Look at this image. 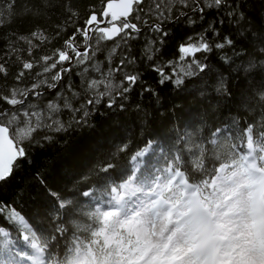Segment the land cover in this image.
Masks as SVG:
<instances>
[{"label": "snow or ice", "instance_id": "snow-or-ice-1", "mask_svg": "<svg viewBox=\"0 0 264 264\" xmlns=\"http://www.w3.org/2000/svg\"><path fill=\"white\" fill-rule=\"evenodd\" d=\"M4 3L7 8L0 11V20L12 12L15 0H4ZM144 3L145 0H107L100 13L101 19L93 11L86 15L82 25L77 26L73 19L77 13L61 0L60 8L68 16L63 23L56 24L50 35L46 34L45 28L33 31L31 38L23 35L17 37V40L25 41L29 45L28 55L32 56L33 48L45 43L52 44L68 27L73 28V32L63 40L61 47L52 49L49 54L33 57L32 60H21V69L13 77L17 84L7 93H0V101L15 109L11 112L7 109L0 111V182L9 181L14 165L17 169L22 167L17 163L18 160L27 161L29 154L24 146L25 141L43 147L34 133L43 132L45 129L67 133L76 127H83L88 124L92 110L101 104L108 109H113L114 106L121 110L124 108L122 103L117 104V99H127L126 94L140 81L139 72L124 71L128 65L136 62V57L131 55L129 40L137 39L141 33V27L131 22L129 17L134 12H143L144 9L139 6ZM175 3L190 8L192 12H199L201 19L204 18L206 8H215L218 12L223 9L229 24L239 23L244 18L243 13H240L235 20L231 19L237 16L238 6H233L230 0H205L204 7L197 0H191V3L188 0H167V3L165 0H153V4L149 5V12H155L157 22L149 25V30L156 35L147 41L142 59L152 61L154 55L160 51L156 47L157 42L161 46L165 43L164 37L168 36V32L162 25L172 19V6ZM50 4L51 0H40V4L32 6L38 11L26 9V12L29 15H43L44 9ZM2 7L3 4H0V8ZM180 15L187 13L181 12ZM134 19L140 20L141 17L137 14ZM188 22L192 24L195 21L189 17ZM218 22L223 25L225 18ZM102 24L106 26L101 27ZM209 34L212 37L220 36V29L209 23L207 28L196 34L195 40L190 36L187 42L179 45L181 60L192 58L183 69L185 75L206 73L209 69L210 65L203 62L208 57L204 56L201 60L197 58V53L210 54L214 49L222 51L225 48L235 52L234 46L238 42L243 43V39L236 41L230 36L213 41ZM240 36L243 38L244 33L241 32ZM78 37L81 39L78 40ZM34 39L40 44H33ZM107 41L116 43L108 48L105 56L107 71H102L101 64L95 57L102 50L101 45ZM16 42L9 40L8 50L24 51L14 47ZM121 47L125 48V52L119 54L118 64L113 65V58ZM259 51L264 55V48ZM219 58L222 63L231 60L227 53ZM6 64L7 60L0 63V74L5 80L9 75ZM261 64H264V59ZM255 67L253 61L249 60L246 66L237 65L234 70L247 74ZM34 68L37 69L35 72ZM74 68L77 69L75 74L81 77L79 86L71 82ZM90 70L99 73V76L89 78ZM232 70L227 69L229 72ZM152 71L158 73L160 85L173 81L174 77L176 86L184 83L182 76L165 73L160 64L152 65ZM26 73L34 82L30 86L21 87L20 82L26 77ZM115 73H121L122 79L119 83L114 82ZM42 87L48 89L53 96L46 104V112L36 104L27 103L29 94L33 98L44 96L39 91ZM218 90L225 97L232 95L223 76ZM143 92L154 94L150 87H142ZM259 100L264 102V91L259 93ZM17 105L24 106L23 110L17 109ZM65 110L71 113L69 121L58 118V114ZM4 117H9L7 124ZM13 123L20 127L10 137V126ZM219 132L220 129L215 128L211 136L216 137ZM234 136L237 140L246 137L247 151H240V145L227 142L226 150L219 155L214 153L216 159L222 162L210 174V179L191 183L181 167L184 157L176 155L163 170L166 173L164 178H155V187L147 193L148 198L132 209L126 206L124 196L119 193L121 190H127L131 194L137 191L134 184L138 179V163L149 154L153 142L148 141L144 147H138L128 156L132 169L124 182L108 188L111 193L108 209L102 211L97 207L94 212L89 213L91 225H75V232L87 235L82 238L74 232L71 241L59 254L56 253L60 243L57 234L67 241L68 236L65 233L69 229L62 226V220L61 223L55 221L62 215H71V199L62 198L58 192L49 191L55 198L57 211L52 217V231L48 235L38 225L30 223L12 205L0 201V216L17 227L24 245L31 250L28 252L21 249L13 253L5 246V249L0 250V264H264V120L249 123L245 128L236 131ZM42 139L50 144L54 143L50 135L45 134ZM210 143L217 145V140L212 138ZM196 148L199 156L195 161V169L200 171L204 169L206 150L203 144H197ZM119 151L126 152L127 145L119 148ZM188 151L192 149L189 148ZM115 167V164L106 162L100 166L99 172L108 173ZM43 183L41 178V184ZM208 189L211 191H207ZM81 195L91 197L93 192L84 190ZM61 210H64L63 213ZM0 235H9L3 226H0Z\"/></svg>", "mask_w": 264, "mask_h": 264}, {"label": "trees", "instance_id": "trees-1", "mask_svg": "<svg viewBox=\"0 0 264 264\" xmlns=\"http://www.w3.org/2000/svg\"><path fill=\"white\" fill-rule=\"evenodd\" d=\"M11 2V0H8ZM61 0H51V4L44 9L43 15H29L26 9L33 12L38 9L33 8L35 4H40V0H15L12 12L6 14L0 20V63L7 60L6 67L9 75L7 79L0 74V93H7L8 90L17 84L13 77L21 69V60H32L33 57L49 54L54 48L61 47L63 40L71 35L72 27L62 32L60 37L53 40L52 44H43L32 49V56L28 55L29 45L25 41L17 40L20 35L31 38V33L36 30L47 29L46 34L50 35L55 30L56 24L63 23L68 13L60 8ZM76 13L73 17L77 26L83 24L87 14L95 11L100 19L107 0H64ZM191 3V0H188ZM167 3V0H165ZM201 7H204L205 0H197ZM233 6L237 7V16L240 13L244 18L239 23H228L226 13L221 9L219 12L213 9H205L204 18H200L199 12H192L190 8L183 7L180 3L172 6V19L167 20L162 25L168 32L164 37L165 43L161 46L157 42L156 47L160 51L156 53L152 61L142 59L147 41L156 34L145 28V26L156 23L155 12H149V5L153 0H145L139 7L143 12H134L129 20L137 23L142 31L137 39L129 40L131 45V55L136 57L135 64L128 65L124 71H136L140 73V81L132 90L126 94L127 99L118 98L117 104H123L121 110L114 106L108 109L101 104L92 110L89 122L83 127H76L67 133H57L45 129L33 135L41 140L43 147L35 143L24 142L28 151L27 161L18 160L21 168H16L8 182H0V201L12 205L17 211L25 216L33 225H38L45 235L52 231L55 215L56 201L49 194L58 192L62 198H69L73 201L71 205V215H62L55 223L69 229L64 237L57 234L60 241L57 245L56 253L68 244L73 238L75 225H91L88 214L95 211L96 207L107 210L110 201L108 188L123 183L131 171L128 156L134 153L138 147H144L146 142L152 141L153 146L150 155L139 163L138 175L142 177L148 175L165 176L163 171L172 157L182 155L184 163L182 170L191 183H199L201 179H210V174L218 167L221 160H217L216 155L226 150L227 142L240 145V151L246 152V137L237 140L234 133L245 128L249 123H259L264 120V102L259 100V93L264 91V59L259 51L264 48V0H230ZM3 7L7 8L4 0H0ZM181 12L187 15H180ZM140 20L134 19L136 15ZM177 17H179L177 19ZM189 17L195 21L189 24ZM225 18L223 25L219 24V19ZM147 21V23H144ZM209 23L213 27L220 29V36L210 38L215 41L223 36H230L236 41L243 39V43H237L235 52L233 49L213 50L210 54L197 53V58L210 65L206 73H199L193 76L184 74L183 69L192 59L186 57L181 60L179 45L187 42L188 37L197 38L199 32L207 28ZM244 33V37L240 33ZM81 38L78 37V40ZM9 40L17 41L16 48L24 51L11 52L8 50ZM119 37L116 38V41ZM116 41H107L101 45V51L96 54V61L101 64L103 71H107V61L105 56L108 48ZM95 40H93V44ZM33 44H40L38 40H33ZM125 52V48L118 49L117 55L113 58V65L118 64L120 53ZM223 53H227L231 60L222 63L219 58ZM238 53V54H237ZM91 54V53H90ZM11 57V59H8ZM19 57L20 59H17ZM249 60L256 65L250 73H237L234 69L237 65L246 66ZM160 64L165 73L171 75L177 73L182 76L184 83L176 86L173 81H166L164 85L158 84V73L152 71V65ZM233 69L231 72L227 69ZM194 69V66H193ZM37 69H33L35 72ZM77 69H73L71 82L79 86L81 77L76 75ZM223 76L227 86L231 89L232 95L225 97L220 88V79ZM67 79V77H66ZM122 79L121 73L114 74V80L119 83ZM34 81L26 73V77L20 82L21 87L30 86ZM142 87H150L153 92H143ZM44 93L43 97L33 98L29 94L27 103L36 104L39 109L45 112L46 104L53 99L52 93L42 87L39 89ZM79 103V101H74ZM17 109L23 110L24 106L17 105ZM15 111L6 102L0 101V111ZM55 115V114H54ZM71 113L66 110L58 114V118L69 121ZM9 117H4L7 124ZM215 128L220 132L216 137L211 133ZM53 137L54 143L43 141V135ZM12 136L11 129L9 131ZM215 138L217 145H212L210 139ZM255 138V137H254ZM127 145L126 152H120L119 148ZM197 144H203L205 148L204 169L196 171L195 161L199 156ZM191 148L192 151H188ZM106 162L116 165L108 173L99 172L100 166ZM206 170V171H205ZM39 173V175H37ZM140 173V174H139ZM41 178L44 183L41 184ZM106 178V179H105ZM91 190V197H83L82 191ZM207 191H210L208 189ZM207 194V193H206ZM64 210H61L63 213ZM0 226L6 231L13 233L20 238V233L16 226L7 222L6 218L0 216ZM83 238L86 233L75 232ZM55 243V242H53ZM12 249V244L0 235V250ZM30 252V249H24ZM51 250V249H50Z\"/></svg>", "mask_w": 264, "mask_h": 264}, {"label": "rangeland", "instance_id": "rangeland-1", "mask_svg": "<svg viewBox=\"0 0 264 264\" xmlns=\"http://www.w3.org/2000/svg\"><path fill=\"white\" fill-rule=\"evenodd\" d=\"M101 70H102V68H101ZM88 76H89V78H91V77H98L99 76V73H96V72H93V71L90 70ZM114 82L117 83L115 80H114ZM21 119H23V117H21ZM18 127H20V125L17 124V123L11 124L10 129H11L12 135L15 133V131H16V129ZM150 153H151V150H150V152H149L148 155H150ZM148 155H146L142 160H144ZM139 163H138V169H140L139 168ZM130 165H131V168H132L131 162H130ZM137 177H138V179H137L136 183L134 184V187L137 189V191L135 192V195L131 194L128 191L124 192L123 190H121V192L119 193V194H122L124 196L125 201L128 200L127 202H124L126 204V206L129 207V208H132V206H133L132 209H135L136 208V206H135L136 205V201H137V199L139 197H146V199L148 198L147 197V193L150 191L151 188L155 187L154 181H155V178L156 177H160L161 179L164 178L163 176H156L155 178H153V177H149L148 175H144L142 177L141 175H138V173H137ZM210 191H211V189H210ZM130 198H132L133 200H135V202L134 201H131ZM110 200H111V193H110ZM98 208H100V207H98ZM100 209L102 210V208H100ZM8 233H9V235L7 237H4V236L3 237L5 239H7L12 244L11 251L13 253H15L17 251H20L21 249H23V250L24 249H27L26 246L24 245L22 236H20V238H17L16 235H14L13 233H10V232H8Z\"/></svg>", "mask_w": 264, "mask_h": 264}, {"label": "bare ground", "instance_id": "bare-ground-1", "mask_svg": "<svg viewBox=\"0 0 264 264\" xmlns=\"http://www.w3.org/2000/svg\"><path fill=\"white\" fill-rule=\"evenodd\" d=\"M123 191L126 192L127 190H123ZM133 195H135V193ZM130 200L135 202V200H133L132 198H130ZM143 200H146V197H139L137 199V201H136V205L135 206L137 207L140 204V202L143 201ZM127 201L128 200L125 201V198H124V202H127ZM132 208H133V206H132Z\"/></svg>", "mask_w": 264, "mask_h": 264}, {"label": "water", "instance_id": "water-1", "mask_svg": "<svg viewBox=\"0 0 264 264\" xmlns=\"http://www.w3.org/2000/svg\"><path fill=\"white\" fill-rule=\"evenodd\" d=\"M105 5H106V4H105ZM101 18H102V17H101V15H100V19H101ZM129 18H130V17H129ZM109 19H110V17H109ZM116 23L118 24L119 21H116ZM104 26H106V25H104V24L101 25V27H104ZM145 28H149V25H148V26H145L144 29H145ZM141 31H142V29H141ZM81 50H83V49H81Z\"/></svg>", "mask_w": 264, "mask_h": 264}, {"label": "flooded vegetation", "instance_id": "flooded-vegetation-1", "mask_svg": "<svg viewBox=\"0 0 264 264\" xmlns=\"http://www.w3.org/2000/svg\"><path fill=\"white\" fill-rule=\"evenodd\" d=\"M119 24V23H118Z\"/></svg>", "mask_w": 264, "mask_h": 264}]
</instances>
